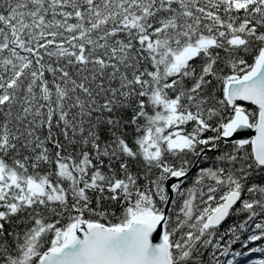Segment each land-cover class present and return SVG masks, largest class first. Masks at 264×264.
Returning <instances> with one entry per match:
<instances>
[{
  "label": "snow or ice",
  "instance_id": "snow-or-ice-1",
  "mask_svg": "<svg viewBox=\"0 0 264 264\" xmlns=\"http://www.w3.org/2000/svg\"><path fill=\"white\" fill-rule=\"evenodd\" d=\"M0 264H264V0H0Z\"/></svg>",
  "mask_w": 264,
  "mask_h": 264
},
{
  "label": "trees",
  "instance_id": "trees-1",
  "mask_svg": "<svg viewBox=\"0 0 264 264\" xmlns=\"http://www.w3.org/2000/svg\"><path fill=\"white\" fill-rule=\"evenodd\" d=\"M260 258H262V257H260V255L259 254H252V256H251V259H260ZM248 258H245V260H247Z\"/></svg>",
  "mask_w": 264,
  "mask_h": 264
}]
</instances>
